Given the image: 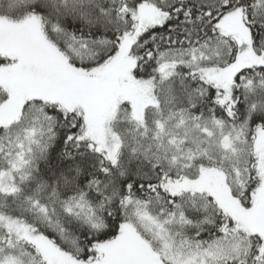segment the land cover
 <instances>
[{
  "label": "snow or ice",
  "instance_id": "snow-or-ice-1",
  "mask_svg": "<svg viewBox=\"0 0 264 264\" xmlns=\"http://www.w3.org/2000/svg\"><path fill=\"white\" fill-rule=\"evenodd\" d=\"M0 264H264V0H0Z\"/></svg>",
  "mask_w": 264,
  "mask_h": 264
}]
</instances>
